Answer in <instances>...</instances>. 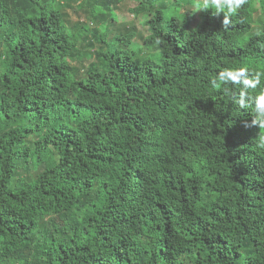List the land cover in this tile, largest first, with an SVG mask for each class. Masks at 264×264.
Returning a JSON list of instances; mask_svg holds the SVG:
<instances>
[{
    "label": "trees",
    "instance_id": "16d2710c",
    "mask_svg": "<svg viewBox=\"0 0 264 264\" xmlns=\"http://www.w3.org/2000/svg\"><path fill=\"white\" fill-rule=\"evenodd\" d=\"M88 1L96 20L136 3L145 48L136 32H74L59 0H0V264H264L254 105L211 86L264 71V0L228 30L214 9L191 28L182 0ZM88 37L82 77L70 61Z\"/></svg>",
    "mask_w": 264,
    "mask_h": 264
},
{
    "label": "rangeland",
    "instance_id": "374dc122",
    "mask_svg": "<svg viewBox=\"0 0 264 264\" xmlns=\"http://www.w3.org/2000/svg\"><path fill=\"white\" fill-rule=\"evenodd\" d=\"M182 1L181 13L192 12L194 17L191 28L197 27L201 22V12H198L197 4L200 3L201 0ZM259 1L260 0H258V2ZM59 3H61L60 5H62L61 9L64 13L68 26L74 32L78 31L79 28L83 27L84 25H88L92 30L96 29L100 33L108 31L111 36L115 34L126 33L128 31L136 32L137 37L134 39L133 45L141 49L145 48V39L149 35L148 27L145 25L147 18L145 16H140L138 18L134 16V14L132 13V9L136 7V3L129 1L119 5L117 8H114L113 14L115 20L112 18L111 12L106 10L105 8L98 11V16L99 18H101V20L92 18L89 15L91 10L88 9V7H92L94 3L89 2L88 0H59ZM258 6L259 12L256 16V23L258 25H261L264 23V11L260 3L258 4ZM2 37L3 36H0V41H2ZM87 41L80 40L78 49L82 54L76 60L70 61L71 66L79 70L82 77H84L85 73L90 70L95 64L96 60L93 53L96 52L99 48V43L95 42V40H93V37H88ZM144 51L151 52L147 50ZM1 64L2 62L0 61V66Z\"/></svg>",
    "mask_w": 264,
    "mask_h": 264
},
{
    "label": "clouds",
    "instance_id": "9594fccd",
    "mask_svg": "<svg viewBox=\"0 0 264 264\" xmlns=\"http://www.w3.org/2000/svg\"><path fill=\"white\" fill-rule=\"evenodd\" d=\"M247 3L248 0H201L197 4V10L198 12H207L214 9L216 16L223 14L222 28L228 30L232 23L231 17L236 15ZM262 79H264V71H256L250 75L247 67L225 69L211 79V86L216 90H221L222 86L229 84L240 86L239 96L234 100L241 109L252 108L254 105L253 119L250 123L246 122L244 126L246 128L258 127L261 130L260 148H264V89L255 96H250L249 93L260 87ZM223 91L227 93L229 90L223 88Z\"/></svg>",
    "mask_w": 264,
    "mask_h": 264
}]
</instances>
